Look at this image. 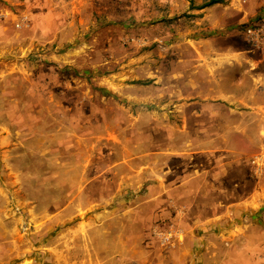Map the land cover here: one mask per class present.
I'll return each mask as SVG.
<instances>
[{"label": "rangeland", "instance_id": "374dc122", "mask_svg": "<svg viewBox=\"0 0 264 264\" xmlns=\"http://www.w3.org/2000/svg\"><path fill=\"white\" fill-rule=\"evenodd\" d=\"M209 1L0 0V264L252 254L264 0Z\"/></svg>", "mask_w": 264, "mask_h": 264}, {"label": "crops", "instance_id": "0c3cea01", "mask_svg": "<svg viewBox=\"0 0 264 264\" xmlns=\"http://www.w3.org/2000/svg\"><path fill=\"white\" fill-rule=\"evenodd\" d=\"M243 58V63L244 64H257L258 65V71L261 73V75L264 77V57L263 56H256V57H252V56H245L242 57ZM255 224H257V227L260 229H262L261 233H258L256 231L249 233L250 231L248 230L250 227H247L245 225V223H242L240 225V229L239 231H235L233 229L232 234L234 237L233 240H238L232 241L233 244H231L229 242L228 246L226 247L227 250H232L233 249V253H235L236 248L238 247V245L240 244V242L244 239L245 241H252V244H250L251 247H255V249H252V254L243 261V264H264V230L263 228L259 227V225L263 224L261 222H255ZM253 228V227H252ZM251 228V229H252ZM250 229V230H251ZM238 237V238H237ZM235 255H232V258H228L226 260V264H242L240 262V259H238L237 257H235ZM244 258H245V254H244Z\"/></svg>", "mask_w": 264, "mask_h": 264}, {"label": "built area", "instance_id": "2783aa9c", "mask_svg": "<svg viewBox=\"0 0 264 264\" xmlns=\"http://www.w3.org/2000/svg\"><path fill=\"white\" fill-rule=\"evenodd\" d=\"M243 35L251 45L264 49V24L246 25L243 29Z\"/></svg>", "mask_w": 264, "mask_h": 264}, {"label": "trees", "instance_id": "16d2710c", "mask_svg": "<svg viewBox=\"0 0 264 264\" xmlns=\"http://www.w3.org/2000/svg\"><path fill=\"white\" fill-rule=\"evenodd\" d=\"M221 2L222 0H210L209 3L206 4V6L214 5V4L221 3Z\"/></svg>", "mask_w": 264, "mask_h": 264}]
</instances>
